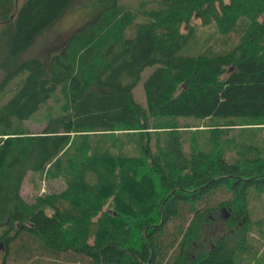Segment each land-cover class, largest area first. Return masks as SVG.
I'll use <instances>...</instances> for the list:
<instances>
[{
	"label": "trees",
	"instance_id": "obj_1",
	"mask_svg": "<svg viewBox=\"0 0 264 264\" xmlns=\"http://www.w3.org/2000/svg\"><path fill=\"white\" fill-rule=\"evenodd\" d=\"M71 1L0 0V43L18 63L0 84V264H264V0H97L59 52L24 58ZM147 68L144 108L132 91ZM115 130L139 131L150 175L136 191L123 183L133 161L101 144ZM28 174L65 189L26 202ZM102 195L158 220L121 241L94 219ZM223 213L228 234L202 253L200 229Z\"/></svg>",
	"mask_w": 264,
	"mask_h": 264
},
{
	"label": "rangeland",
	"instance_id": "obj_2",
	"mask_svg": "<svg viewBox=\"0 0 264 264\" xmlns=\"http://www.w3.org/2000/svg\"><path fill=\"white\" fill-rule=\"evenodd\" d=\"M147 3V6H155L153 0H143ZM142 0H120V2L125 3L128 7L139 6ZM68 6V8L64 11L61 17L58 19L57 22L50 28H48L45 32H43L35 41L33 46L29 49V51L24 55V58L29 56H40V54H46L49 56L50 54L55 55L60 49L64 46L65 42L68 40L70 35L73 33H77L81 27L89 24L91 20L94 19L98 9L100 8V3L97 0H72ZM198 23V22H197ZM211 28L204 29L201 28L200 30V38L204 39L207 38L206 36L215 30L213 25H209ZM2 28H0L1 34ZM208 40V39H207ZM0 47V84L4 81V76L8 71L13 72L16 70L18 63L15 60L8 59L7 55V41H1ZM58 51V52H59ZM56 52V53H53ZM23 59V58H22ZM152 68L145 69L144 72L140 75V82L133 88L132 93H134L133 99L142 107L145 108L144 105V95L141 91V85L146 80V76ZM10 74V73H9ZM44 110V109H42ZM42 113V111H40ZM41 113H37L32 121L25 123V126L29 129L30 132H39L42 130L43 126L36 122V119L41 115ZM199 132H206L207 124L206 122H199L197 124ZM209 128V127H207ZM181 130V129H180ZM191 130V132H188ZM193 127L187 130H181L183 137L186 140L187 147L190 148V144L188 143V138L194 133L195 130ZM155 131V130H152ZM167 130L164 128H160L154 134H158L157 136L153 134L152 143L156 146H160L163 141L164 137L166 136L164 133ZM187 131V132H185ZM170 133V132H169ZM196 133V132H195ZM139 134V131L130 132L129 130H121V131H112L105 135L104 139L102 140L101 144L103 146L114 145V148L111 151H118L120 152L123 162L125 161H133L132 165L134 166L135 177L134 182L131 183L127 178L123 179V183L126 185H130L133 190H137L139 184H144V180H148L149 177V170H147L145 163L140 162L138 159V148L136 137ZM232 134L230 132L228 135ZM196 134H193L194 136ZM191 136V137H192ZM201 138V137H200ZM198 138V139H200ZM97 142V139L94 143ZM163 145V144H162ZM111 162L113 160L109 159ZM31 174H28V178L25 179L22 189L21 195L23 196L24 200L29 203H33L36 198L47 195L48 193H56L63 191L65 189V185L62 179L57 181L49 182L43 176L35 175L34 180H30ZM41 177V178H40ZM144 179V180H143ZM143 180V181H142ZM124 190V189H123ZM102 202L108 203L105 205H100V209L95 210L94 212L97 213L94 219H101V223L103 224H115L119 225L121 228L118 233V237L120 240L124 239L126 236L131 235L134 238V242H136V237H138L137 229L140 223H144L147 219H151L152 221L158 220V212L152 210L150 215L144 214L146 211L142 208L135 209L132 200L129 198H125L124 201L121 202V198L119 196L110 198H105L104 195L100 196ZM118 203V204H117ZM89 206V204H88ZM93 207V205H90ZM90 209V208H88ZM120 209V211H118ZM218 214L214 220L208 221V224H203L204 229H200V234L203 236V241L201 244L202 253L204 250L210 247L213 242L217 241V238L225 237L228 234V229L226 228L228 214L223 213ZM262 213L256 211L253 219L254 221H259L262 217ZM137 230V231H136ZM117 235V234H116ZM206 237V239H205ZM205 239V240H204ZM128 243L132 241H127ZM195 248V247H194ZM193 255H191L192 257ZM1 257V255H0Z\"/></svg>",
	"mask_w": 264,
	"mask_h": 264
}]
</instances>
